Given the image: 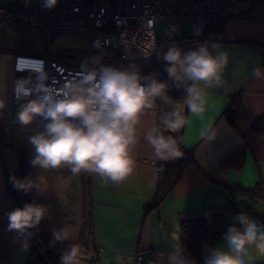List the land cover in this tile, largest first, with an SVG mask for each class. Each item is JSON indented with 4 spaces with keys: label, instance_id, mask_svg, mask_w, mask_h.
<instances>
[{
    "label": "crops",
    "instance_id": "0c3cea01",
    "mask_svg": "<svg viewBox=\"0 0 264 264\" xmlns=\"http://www.w3.org/2000/svg\"><path fill=\"white\" fill-rule=\"evenodd\" d=\"M6 2L0 0V5ZM242 12L243 6L231 14L222 32L224 41L219 42L229 54L224 87L206 90L200 115L184 109L185 124L179 132L164 129L188 152L189 160L160 204L149 212L146 208L156 196L159 167L174 165L180 157L157 160L143 137L158 123V114L171 110L170 106L156 102L155 115L149 111L141 116L139 141L132 150L133 169L119 184L85 173L73 178L66 169L41 172L30 163L33 149L28 137L45 124L38 117L27 126L16 122L22 104L13 102V65L18 54H43L44 44L35 27L0 32V100L5 104L0 110V264H27L34 244L33 235L22 237L7 229L6 213L18 207L8 176L18 171L20 149L28 159L29 179L41 175L48 189L44 194L36 189L30 192L32 202L48 208L43 230L52 239L53 229L67 226L72 236L66 242L82 245L89 254L83 264H126L137 251L145 253L144 264H166L174 239L179 240L181 221L215 212H223L216 221L222 218L224 225L225 218L242 212L264 225V196L249 193L264 186V135L252 129L254 121L264 118V75L252 74L254 68L264 74V0L247 15ZM233 98L239 99L245 115L231 123L223 112ZM240 152L242 167L224 169L223 162ZM217 242L216 246H222ZM252 249L256 248L250 246V255Z\"/></svg>",
    "mask_w": 264,
    "mask_h": 264
},
{
    "label": "clouds",
    "instance_id": "9594fccd",
    "mask_svg": "<svg viewBox=\"0 0 264 264\" xmlns=\"http://www.w3.org/2000/svg\"><path fill=\"white\" fill-rule=\"evenodd\" d=\"M57 3L58 0H42L41 6L51 10ZM150 24L155 28V21ZM147 42L150 46L145 43L141 49L146 57L155 47L153 36ZM159 58L166 65L164 70L169 80L183 90L180 100L168 95V82L158 80L154 73L142 76L135 64L96 68L86 63L82 71L60 89L48 85L44 75L35 85L29 82L18 85L20 95L35 98L20 106L16 122L27 126L38 116L48 121L42 131L28 137L33 149L31 165L41 172L63 168L73 178L85 173L119 184L133 169L132 150L139 141L140 118L149 111L155 115L157 101L170 106L171 110L159 113L158 123L143 138L157 160L181 157L183 153L176 139L166 135L164 129L179 132L185 124L184 109L196 115L204 112L206 90L224 87L229 54L221 50L219 43L205 40L187 51L173 42ZM252 74L257 78L264 75L260 68H254ZM4 107L0 100V110ZM10 179L14 189L25 194L33 189L40 194L48 190L41 175L36 180L15 176ZM47 215L46 206L25 202L22 207L6 213L7 229L30 238L33 235L30 230L38 229ZM234 221L239 227L236 224L228 227L223 236L224 246H205L203 264H254L250 246L264 255V225L243 212L236 215ZM71 236L67 226L53 229L51 243L69 241ZM174 240L166 264H196L182 242ZM89 258L82 245L72 243L61 251L59 264H83Z\"/></svg>",
    "mask_w": 264,
    "mask_h": 264
},
{
    "label": "built area",
    "instance_id": "2783aa9c",
    "mask_svg": "<svg viewBox=\"0 0 264 264\" xmlns=\"http://www.w3.org/2000/svg\"><path fill=\"white\" fill-rule=\"evenodd\" d=\"M249 0H58L51 10L44 9L42 0H7L0 5V32L5 29L25 30L35 27L40 31L44 44L49 35L73 32L89 39V46L78 53L61 54L59 57L44 52L41 55L18 54L14 57L13 102L26 103L35 96L24 97L17 92L18 85L29 82L35 85L41 75L47 84L60 89L66 81L89 67H128L135 64L142 76L156 74L160 81L171 82L165 72V63L159 58L174 42L185 51V44L192 38L179 37V21H190L192 37H198L205 23L214 18H224ZM157 19L170 21L169 41L154 36L150 22ZM155 47L150 56L141 51L150 38ZM264 54V48L261 49ZM184 150L183 148H181ZM17 204V202H16ZM18 206V205H17ZM235 214L229 216L234 222ZM226 232L222 233L223 237ZM34 242L36 243L35 239ZM144 254L137 251L126 264H143ZM102 264V263H100ZM113 264V263H111Z\"/></svg>",
    "mask_w": 264,
    "mask_h": 264
},
{
    "label": "trees",
    "instance_id": "16d2710c",
    "mask_svg": "<svg viewBox=\"0 0 264 264\" xmlns=\"http://www.w3.org/2000/svg\"><path fill=\"white\" fill-rule=\"evenodd\" d=\"M259 0H249L243 5V12L241 14L247 15ZM231 15L224 18H214L205 23V26L198 37L188 36L192 38L185 44V51L194 49L199 43L205 40L215 41L217 43L224 41L222 38V32L227 23V20ZM186 38V37H185ZM169 83L168 95L173 100H180L184 95L182 89H177L172 82ZM160 103L159 101H157ZM223 115L231 122L234 123L235 119L244 117V109L238 98H233L224 110ZM38 118L44 123H48L43 117ZM252 129L258 134L264 135V118H260L252 123ZM181 149V148H180ZM183 155L180 157L178 163L174 165H163L158 169V181L157 192L154 200L147 206L146 211L149 212L160 204L164 196L168 193L171 187L179 178L183 166L189 160L188 152L181 149ZM244 162L243 153H238L228 157L222 164L224 169L236 168L240 169ZM17 177L18 179H29V164L26 154L22 149L18 153V171L15 174L8 176V183L12 194L17 202L18 207H22L25 202H32L31 193H23L14 189L11 182V177ZM260 191L261 193H258ZM249 193L259 194L264 196V186H256L255 189L250 190ZM229 209V208H228ZM223 214V212H222ZM225 215L228 213L225 212ZM236 224L230 222L229 218H225V230H221L216 221V217L204 216L197 218H190L181 221L179 226V241L182 242L186 253L196 262V264H203L204 249L205 246L214 247L216 242L222 236V233L226 232L230 225ZM237 226V224H236ZM238 227V226H237ZM33 233V237L36 240V244H33L29 250L27 264H59V258L61 251L64 248L70 247L72 243L57 242L52 244V239L47 236L43 230L42 225H39L38 229L30 230ZM144 257L145 256V253ZM144 264V262H143ZM257 264H264L257 263Z\"/></svg>",
    "mask_w": 264,
    "mask_h": 264
},
{
    "label": "rangeland",
    "instance_id": "374dc122",
    "mask_svg": "<svg viewBox=\"0 0 264 264\" xmlns=\"http://www.w3.org/2000/svg\"><path fill=\"white\" fill-rule=\"evenodd\" d=\"M155 22H156V26L154 30H155L156 37L162 41L168 42L169 39L167 38V36L170 35V32H171L170 21L168 19H157L155 20ZM179 26H180L179 31H178L179 37L173 38V40H181L191 35L190 21L180 20ZM89 44L90 42L87 37H84L82 35H79L73 32H58V33L51 34L48 36V38L44 42V46L47 50V53L55 57H59L61 54L82 52L84 51L85 47L89 46ZM37 120L39 119L37 118ZM64 170L65 169L61 168V171H64ZM62 183L64 184V181ZM53 214L56 217H59V214L57 212H54ZM218 223H219L218 226L221 230L226 229L225 225L223 224L222 218H219ZM237 226L239 227L238 224ZM220 242H222V246H224V241H223V238L221 237L218 239L217 243H220ZM258 254L259 252L257 249H252L251 257H252V260L254 261V264L264 262V255H262L261 258H258Z\"/></svg>",
    "mask_w": 264,
    "mask_h": 264
},
{
    "label": "water",
    "instance_id": "95a60500",
    "mask_svg": "<svg viewBox=\"0 0 264 264\" xmlns=\"http://www.w3.org/2000/svg\"><path fill=\"white\" fill-rule=\"evenodd\" d=\"M221 215H222V212H215V213L211 214L212 217H218Z\"/></svg>",
    "mask_w": 264,
    "mask_h": 264
},
{
    "label": "flooded vegetation",
    "instance_id": "af4514ba",
    "mask_svg": "<svg viewBox=\"0 0 264 264\" xmlns=\"http://www.w3.org/2000/svg\"><path fill=\"white\" fill-rule=\"evenodd\" d=\"M36 241V240H35ZM34 244H36L35 242H34Z\"/></svg>",
    "mask_w": 264,
    "mask_h": 264
}]
</instances>
